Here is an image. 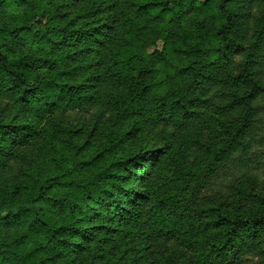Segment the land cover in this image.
I'll list each match as a JSON object with an SVG mask.
<instances>
[{
	"label": "trees",
	"instance_id": "1",
	"mask_svg": "<svg viewBox=\"0 0 264 264\" xmlns=\"http://www.w3.org/2000/svg\"><path fill=\"white\" fill-rule=\"evenodd\" d=\"M263 78L264 0H0V264H264V189L186 203L191 160L248 152Z\"/></svg>",
	"mask_w": 264,
	"mask_h": 264
},
{
	"label": "rangeland",
	"instance_id": "2",
	"mask_svg": "<svg viewBox=\"0 0 264 264\" xmlns=\"http://www.w3.org/2000/svg\"><path fill=\"white\" fill-rule=\"evenodd\" d=\"M256 11V10H254ZM255 14V13H254ZM256 15H254V18ZM161 49V47H159ZM240 58L237 59V64ZM264 83V78H263ZM263 101L259 105L264 106ZM91 113L71 112L59 116V120L67 128L89 127L91 125ZM257 128L246 138L248 152L237 153L228 157L224 164L218 166L211 173H207L202 167V158L191 160L186 172H192L195 176V186L188 194L186 203L195 213L202 211L204 207L219 203H231L243 206L251 197L264 189V123H258ZM212 137L205 135V143L211 142ZM24 167L19 160H12L5 170V177H15L23 171ZM156 255L151 252V257L156 264H188L192 262V251L169 247L168 252L162 249V245L156 246ZM256 255L244 256L240 264H257ZM151 260V264L154 262Z\"/></svg>",
	"mask_w": 264,
	"mask_h": 264
}]
</instances>
